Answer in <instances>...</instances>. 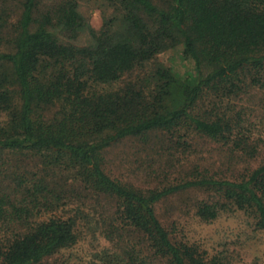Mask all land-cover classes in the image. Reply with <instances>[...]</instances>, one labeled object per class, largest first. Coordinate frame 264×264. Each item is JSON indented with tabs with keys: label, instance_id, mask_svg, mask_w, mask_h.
I'll use <instances>...</instances> for the list:
<instances>
[{
	"label": "trees",
	"instance_id": "obj_1",
	"mask_svg": "<svg viewBox=\"0 0 264 264\" xmlns=\"http://www.w3.org/2000/svg\"><path fill=\"white\" fill-rule=\"evenodd\" d=\"M79 1L0 0V159H38L34 171L11 172L0 184V225H24L0 232V264H41L77 241L71 217L29 220L40 199L60 198L55 172L116 203L107 233L125 244V264H214L176 240L155 206L201 189L217 198L198 202L200 219L233 207L264 229V160L234 178L198 175L142 189L111 177L104 152L123 140L164 138L184 148L199 135L255 158L259 146L234 104L264 89V0H112L118 16L90 29L91 45L76 46L86 27ZM176 45L193 60V75L153 61ZM89 80L120 84L97 90Z\"/></svg>",
	"mask_w": 264,
	"mask_h": 264
},
{
	"label": "rangeland",
	"instance_id": "obj_2",
	"mask_svg": "<svg viewBox=\"0 0 264 264\" xmlns=\"http://www.w3.org/2000/svg\"><path fill=\"white\" fill-rule=\"evenodd\" d=\"M78 11L86 27L71 41L76 46L91 45L90 29L98 31L106 19L118 16L112 0H80ZM58 37L63 39L61 33ZM153 61L170 68L181 78L194 74V62L183 55L182 45L157 54ZM88 82L90 88L97 90L112 89L120 84ZM234 105L242 111L244 124L251 128L259 146L255 158H244L221 142L199 135L187 138L184 148L172 149L161 136L164 143L153 140V144L144 145L137 140H123L110 146L104 152L105 171L121 182L146 189L198 175L234 178L256 167L264 160V89L242 95L235 99ZM4 156L9 158L0 159V184H7L3 177L6 174H24L37 168V158L19 154ZM53 175L59 183L60 198L40 199L29 220L71 217L75 221L77 241L41 264H125V244L117 243L107 233L109 225L117 222L116 203L88 193L77 183H64L66 172ZM215 198L209 191L188 189L159 201L155 211L162 224L173 231L176 240L196 246L214 264H264V229L255 227V220L248 212L231 207L220 210L213 220L205 221L197 216L198 202H211ZM22 226L19 222L3 223L0 232ZM133 241L139 240L133 236Z\"/></svg>",
	"mask_w": 264,
	"mask_h": 264
}]
</instances>
